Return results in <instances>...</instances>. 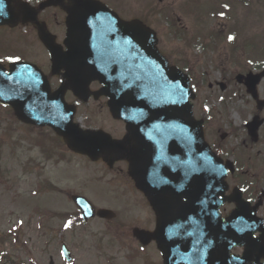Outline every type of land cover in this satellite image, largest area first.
<instances>
[{"label": "flooded vegetation", "instance_id": "obj_1", "mask_svg": "<svg viewBox=\"0 0 264 264\" xmlns=\"http://www.w3.org/2000/svg\"><path fill=\"white\" fill-rule=\"evenodd\" d=\"M214 1L217 17L244 24L251 21L248 12L255 4L264 9L262 0ZM102 2L116 12V6ZM60 14L64 15L60 8H51L38 15L47 28L56 26L53 36L58 45L66 33L64 20L62 25L57 21ZM134 14L138 16L139 11ZM257 17L261 21V13ZM211 40L213 44L203 48L206 53L198 57L193 70H186L197 92L194 115L202 123L207 144L232 168L227 181L231 201L221 208L224 219L233 215L239 232L234 235L238 244L230 249V264H264V75L260 77L264 73V32L214 33ZM115 44L111 40L104 46ZM5 48L11 49L7 35L0 51ZM229 106L234 108L232 113ZM154 228L155 215L150 209L144 225L126 232L113 227L110 243L121 244L141 264H159L153 258L155 243L144 245L133 237L136 229L151 232ZM206 254L217 256V249L209 247Z\"/></svg>", "mask_w": 264, "mask_h": 264}, {"label": "rangeland", "instance_id": "obj_2", "mask_svg": "<svg viewBox=\"0 0 264 264\" xmlns=\"http://www.w3.org/2000/svg\"><path fill=\"white\" fill-rule=\"evenodd\" d=\"M164 1L175 5L179 0ZM212 10H207L206 14ZM248 13L257 23V15L261 13L264 27V9L255 4ZM243 25L248 27V24ZM172 32L179 33V29L173 28ZM33 38L36 40L35 33ZM180 45L183 44L178 40L171 41L174 48ZM0 53L11 54L12 49L5 48ZM21 54L29 57L26 52ZM34 58L42 61L37 55ZM45 60V64H39L48 69L46 56ZM51 83L53 88L57 86L56 80ZM91 106L92 103L86 106L89 108L80 109L78 117L82 123L101 127L116 136L120 129L111 121L104 106ZM52 137L47 129L22 127L12 112L0 108V244L3 239L6 242L2 243L3 248L18 264H50V260L52 264H140V260L129 259L127 249L109 250L100 244L101 236L105 235L104 222L94 220L63 230L66 219L77 218V211L69 199L74 194L85 195L96 207L117 211L121 216L118 221L124 220L129 213L124 212L122 203L118 202L123 200L121 188L127 181L119 180L120 174L109 172L101 164H85V158L69 154ZM40 139L44 141L42 144ZM46 148L53 154H43ZM54 155L56 157L51 160ZM115 170L126 172V167L118 165ZM51 185L54 191L50 190ZM106 199L108 202L103 203ZM9 233L12 235L5 238ZM61 243L70 250L73 263L63 259Z\"/></svg>", "mask_w": 264, "mask_h": 264}, {"label": "water", "instance_id": "obj_3", "mask_svg": "<svg viewBox=\"0 0 264 264\" xmlns=\"http://www.w3.org/2000/svg\"><path fill=\"white\" fill-rule=\"evenodd\" d=\"M131 28L136 29V26H124L120 31H131ZM73 32L71 24L69 34ZM126 58V56L119 57L120 71L109 70L105 65L91 67L88 71H84L88 74L86 81L97 79L104 84L102 92L110 97L109 106L115 118L125 120L128 125L138 122L148 125L152 120L159 121L176 137L185 139L187 135L183 131L181 114L187 111L184 100L187 98L188 91L180 76L162 66H157L160 60L156 56H153V61L139 60L134 70L125 69L126 65L131 66ZM88 65L86 55L69 52L65 55H58L53 62L54 68L66 66L67 76H75L72 80H80L79 76L84 74L81 68L77 69L74 66L83 68ZM68 66H73V68L69 70ZM70 86L73 89L78 88L75 83H70ZM66 88L67 86L61 87L51 94L46 78L29 64L12 65L8 73L0 67V103L11 106L21 121L52 127L58 135L64 138L71 150L85 154L92 160L98 159L101 155L110 154L119 155L115 159L124 157L125 152L120 151L124 146L122 143L112 141L102 132H82L72 124L73 109L67 107L62 99ZM185 122L189 125V115ZM205 161L214 166L211 159L205 158ZM216 166L219 168L217 163ZM204 182L210 185L211 179H205ZM144 185L145 181L141 182L140 187L148 195V190L144 188ZM74 201L82 210L83 206L76 198ZM104 212L100 211L98 215L102 216ZM178 216L181 217L180 213ZM179 221L180 218L177 223ZM179 224L174 225L169 216L168 221L162 223L160 240L164 246L166 245L168 252L171 250V255L175 254L181 258V245L187 244L190 238L183 243L181 239L178 242L168 243L162 235V232H165L170 225L173 230L169 233V240H171L173 233L179 230H176ZM161 250L165 253L164 248ZM168 264H171L170 261Z\"/></svg>", "mask_w": 264, "mask_h": 264}, {"label": "bare ground", "instance_id": "obj_4", "mask_svg": "<svg viewBox=\"0 0 264 264\" xmlns=\"http://www.w3.org/2000/svg\"><path fill=\"white\" fill-rule=\"evenodd\" d=\"M108 49H109V51L112 52V53H118V52H119V51H118L116 48H114V47H109Z\"/></svg>", "mask_w": 264, "mask_h": 264}, {"label": "snow or ice", "instance_id": "obj_5", "mask_svg": "<svg viewBox=\"0 0 264 264\" xmlns=\"http://www.w3.org/2000/svg\"><path fill=\"white\" fill-rule=\"evenodd\" d=\"M229 39H231V37Z\"/></svg>", "mask_w": 264, "mask_h": 264}]
</instances>
